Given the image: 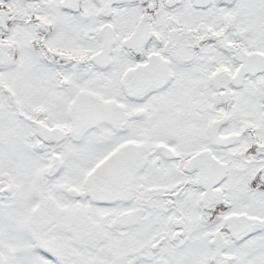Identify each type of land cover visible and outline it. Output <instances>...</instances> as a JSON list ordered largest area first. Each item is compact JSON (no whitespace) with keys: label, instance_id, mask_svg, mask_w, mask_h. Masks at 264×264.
<instances>
[{"label":"snow or ice","instance_id":"1","mask_svg":"<svg viewBox=\"0 0 264 264\" xmlns=\"http://www.w3.org/2000/svg\"><path fill=\"white\" fill-rule=\"evenodd\" d=\"M0 264H264V0H0Z\"/></svg>","mask_w":264,"mask_h":264}]
</instances>
